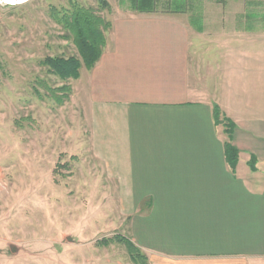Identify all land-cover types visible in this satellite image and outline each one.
<instances>
[{"label": "crops", "instance_id": "0c3cea01", "mask_svg": "<svg viewBox=\"0 0 264 264\" xmlns=\"http://www.w3.org/2000/svg\"><path fill=\"white\" fill-rule=\"evenodd\" d=\"M85 71L95 152L151 264H264V0L112 5ZM236 127L233 169L225 126Z\"/></svg>", "mask_w": 264, "mask_h": 264}, {"label": "rangeland", "instance_id": "374dc122", "mask_svg": "<svg viewBox=\"0 0 264 264\" xmlns=\"http://www.w3.org/2000/svg\"><path fill=\"white\" fill-rule=\"evenodd\" d=\"M72 1L100 4L0 0V264H139L119 239L134 242V205L119 202L95 152L86 68L64 81L43 63L80 57L51 14ZM64 85L72 91L61 105L52 90Z\"/></svg>", "mask_w": 264, "mask_h": 264}, {"label": "trees", "instance_id": "16d2710c", "mask_svg": "<svg viewBox=\"0 0 264 264\" xmlns=\"http://www.w3.org/2000/svg\"><path fill=\"white\" fill-rule=\"evenodd\" d=\"M128 1L131 7L139 12H155L157 8V0ZM110 8L111 4L108 0H100L98 8L86 7L76 1L71 2L70 8L58 10L52 7V17L67 32L66 37L73 40L80 55V57H47L43 63L49 67L52 74L64 81L78 79L83 66L92 69L96 65L107 44V31L112 27L111 21L107 20L102 13ZM52 91L56 101L62 105L70 98L72 88L69 85H64ZM215 121L217 124L225 126V132L229 138L225 146L226 156L231 167L235 169L239 158V150L232 143L236 125L223 115L217 106L215 107ZM119 239L127 245L133 261L147 264V256L143 254L140 247L129 238L120 236Z\"/></svg>", "mask_w": 264, "mask_h": 264}, {"label": "bare ground", "instance_id": "6f19581e", "mask_svg": "<svg viewBox=\"0 0 264 264\" xmlns=\"http://www.w3.org/2000/svg\"><path fill=\"white\" fill-rule=\"evenodd\" d=\"M4 2H6L7 4L10 5H17V4H22L24 2H26L27 0H3Z\"/></svg>", "mask_w": 264, "mask_h": 264}]
</instances>
